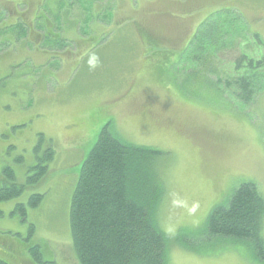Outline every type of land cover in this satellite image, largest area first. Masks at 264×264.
Listing matches in <instances>:
<instances>
[{"label":"rangeland","instance_id":"rangeland-1","mask_svg":"<svg viewBox=\"0 0 264 264\" xmlns=\"http://www.w3.org/2000/svg\"><path fill=\"white\" fill-rule=\"evenodd\" d=\"M77 1L0 0V187L10 181L4 167L23 185L0 202V259L35 264L28 247L38 245L44 260L78 264L70 198L109 123L121 140L163 153L157 220L167 264H263L243 243L207 241L202 232L212 208L227 206L240 183H255L264 198V90L244 107L179 56L223 8L238 9L263 43L247 34L241 47L219 51L221 77L241 51L264 54V0H112L108 9ZM38 157L45 171L36 178ZM31 194L42 196L36 207L28 205ZM18 203L24 217L14 212ZM182 238L195 250L179 245Z\"/></svg>","mask_w":264,"mask_h":264},{"label":"trees","instance_id":"trees-1","mask_svg":"<svg viewBox=\"0 0 264 264\" xmlns=\"http://www.w3.org/2000/svg\"><path fill=\"white\" fill-rule=\"evenodd\" d=\"M89 1L108 9L112 0ZM87 10L90 5L82 8L84 13ZM208 16L179 56V63L192 60V73L212 77L209 81L221 97L232 96L242 106L250 107L264 90V54L256 58L241 51L232 59L225 77H221L214 62L220 59L219 51L231 45L241 47L247 34L258 46L263 42L257 33L249 31L236 8H223ZM109 125L101 128L82 162L70 198L69 229L76 260L78 264H167V236L157 220L164 190L157 160L163 153L121 140L109 130ZM51 156L48 150L46 161ZM42 161L31 167L37 170L33 177L38 178L45 171ZM2 170L10 181L0 187V202L19 196L23 190V185L14 182L10 167ZM41 200V194H31L28 205L36 207ZM24 210L20 203L14 207V212L23 211V217ZM263 223L264 198L255 183L244 181L233 190L227 206L212 208L202 235L207 241L243 243L252 257L264 264ZM178 243L195 250L189 240L183 243L182 238ZM28 252L35 264H55L42 258L38 245L29 246ZM0 264L8 263L0 259Z\"/></svg>","mask_w":264,"mask_h":264}]
</instances>
